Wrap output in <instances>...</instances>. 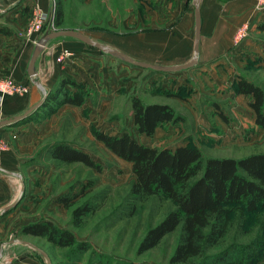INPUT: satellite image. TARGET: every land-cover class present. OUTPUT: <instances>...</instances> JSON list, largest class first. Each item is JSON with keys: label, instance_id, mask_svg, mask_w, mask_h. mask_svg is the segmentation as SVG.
<instances>
[{"label": "rangeland", "instance_id": "374dc122", "mask_svg": "<svg viewBox=\"0 0 264 264\" xmlns=\"http://www.w3.org/2000/svg\"><path fill=\"white\" fill-rule=\"evenodd\" d=\"M47 1L50 8L46 13L51 17L39 33L29 37L26 31L31 19L30 9L24 0L8 6L0 4V15L17 8L23 14L28 12L24 31L20 28L13 32L34 45L48 32L69 29L101 45L146 57L144 60L159 66L183 65L193 57L190 51L174 59H163L159 46H151V38L143 37L146 30L157 28L158 19L151 20L147 16V11L158 5L156 0ZM258 1L257 10L264 11V1L259 6ZM59 3L63 24L55 28ZM132 9L134 14L137 11L138 18L129 14ZM1 23L2 20L0 28L10 29ZM152 25L155 26L150 28ZM256 29L245 28L238 33L235 46L219 59V63L215 60L198 62L192 69L168 74L132 67L86 44L96 55L94 58L101 61L96 71L100 77L96 85L89 70L79 78L63 77L84 85L86 101L80 107H60L48 117L39 115L43 112L39 108L30 116L34 121H21L27 126L0 127V179L11 181L15 191L14 198L6 205L15 207L0 215V221L21 209L19 218L16 216L6 224L5 241L26 242V245H17L21 250H17L16 258L32 256L47 264L44 253L52 264H75L78 256L79 264H95L99 260L104 264H170L179 228L155 248L143 254L137 252L145 232L171 209L170 203L155 198L132 201L128 196L134 179L131 165L111 153L95 138L94 132L110 136L127 133L138 143L157 149L192 146L200 151L203 160H237L264 153V130L254 122L255 114L249 106L251 97L234 92L238 77L264 92V33ZM60 39L67 38L56 40ZM9 44L8 40H3L0 47L5 49ZM64 55L70 56L69 53ZM133 98L145 105H167L180 121L162 125L150 138L140 136L132 120ZM59 143L86 153L94 167L52 158L51 147ZM61 198L69 201V208L60 202ZM82 206H87L89 212L77 222L73 220L72 211ZM38 221H50L57 228L69 231L89 250L80 255L75 250L53 246L44 239L20 234V225ZM248 222V233L237 232L233 226L226 239L207 255L220 254L232 242L254 245L252 249L259 243L256 253L263 256L258 264H264V209L249 217Z\"/></svg>", "mask_w": 264, "mask_h": 264}, {"label": "trees", "instance_id": "16d2710c", "mask_svg": "<svg viewBox=\"0 0 264 264\" xmlns=\"http://www.w3.org/2000/svg\"><path fill=\"white\" fill-rule=\"evenodd\" d=\"M62 24L63 13L59 3L54 27L59 28ZM257 30L264 32V21ZM10 34L8 29L0 28V35ZM85 92L84 85L68 78L59 80L41 106L44 115L51 116L64 105L80 107L86 101ZM234 92L251 97L249 106L255 114L254 122L264 130L263 90L238 77ZM131 109L138 134L148 138L162 125L180 121V117L167 105H145L140 99L133 98ZM25 120L31 121L30 116ZM94 136L111 153L131 165L134 179L128 196L132 201L155 198L171 205L162 219L145 232L137 247L138 254L155 248L164 237L179 228L170 264H258L261 261L263 254L259 256L256 253L259 243L252 249L254 245L232 242L218 255L208 256L207 252L225 240L233 226L237 232L248 233V218L264 209V153L237 160H203L200 151L192 146L157 149L138 143L127 133L110 136L94 132ZM50 153L52 158L63 163L80 162L94 167L86 153L66 144L53 145ZM60 202L69 208V201L61 198ZM88 212L87 206L74 209L73 220H80ZM19 232L44 239L59 248L75 250L80 255L89 250L85 243H78L72 233L57 228L50 221L29 223ZM79 262L78 256L74 263ZM95 264L104 263L99 260Z\"/></svg>", "mask_w": 264, "mask_h": 264}, {"label": "crops", "instance_id": "0c3cea01", "mask_svg": "<svg viewBox=\"0 0 264 264\" xmlns=\"http://www.w3.org/2000/svg\"><path fill=\"white\" fill-rule=\"evenodd\" d=\"M18 1L19 0H0V4L2 6L3 4L5 6L14 5ZM145 1L148 2L151 0ZM156 1L158 5H156L154 9L147 11V16H149L151 20L158 19L159 22H156L157 28L151 29L149 32L146 30L143 37L151 38V40H149L151 46H159V51L163 52V59H174V57L180 56V53L186 55L188 52L193 51L195 40V10L193 0ZM257 1L258 0L200 1L199 63H207L212 60L219 63V59L235 46L236 36L241 29L251 28L252 30L255 27L257 28V23L264 20V11H258L256 8ZM38 6L44 12L48 11L50 8L47 0H39ZM126 10L128 11V9ZM131 13L138 18V14H136L137 11H135L134 14L132 9L129 14ZM27 14L28 12L23 14L20 9L17 8L4 16L0 15V20L3 22L1 24L8 26V28L12 30L10 35H2V37H0L2 38L0 42L3 40H8L10 42L5 49H1L0 47V77L8 76L14 81L27 86L26 93L6 97L3 100L0 105V119L3 120L8 118L12 119L13 117L23 114L27 109L37 104L43 97L42 91L31 83L27 75V66L34 44L32 41L27 40L26 37H18L13 32V29H23L28 17ZM145 18L147 19L146 16ZM154 26L155 25H152L150 28ZM256 31L260 33L257 29ZM86 46V44L71 38L54 40L45 45L35 64V79L43 87L46 94L52 90L63 77L72 76L74 78H79L80 75L84 72L86 73L88 70L92 72L90 77H92L93 84L96 85L98 78H100L98 76L99 73L96 74V71L101 67L99 64L101 61L100 59L94 58L96 55L91 53ZM251 47L252 45H250L248 49H251ZM109 48L117 50L137 61L152 64L144 60L146 57L134 56L126 51L123 52L119 50L120 48ZM65 53H69L70 56L65 57ZM60 58L63 60L59 61ZM65 106L73 107L71 105H64L62 107L64 108ZM44 114V112L39 113V115ZM20 126H27V124L21 123L13 128ZM14 196L15 191L13 185L11 186V181L4 180L3 178L0 179V212ZM20 210L19 208L16 209L13 213L0 221V264H42L40 260L32 256L20 259L16 258L17 250L20 249L17 245L19 243L26 245V242L5 241V226L12 222L16 216H18L16 217L17 219L19 218L21 215ZM22 226L23 225H20V228ZM15 259L17 262L13 263Z\"/></svg>", "mask_w": 264, "mask_h": 264}, {"label": "water", "instance_id": "95a60500", "mask_svg": "<svg viewBox=\"0 0 264 264\" xmlns=\"http://www.w3.org/2000/svg\"><path fill=\"white\" fill-rule=\"evenodd\" d=\"M200 1L201 0H193V6H194V10H195V40H194V45H193V57L190 59V61H188L187 63H185L183 65L159 66V65H154V64H149V63L137 61V60H135V59H133V58L117 51V50H113V49H111L105 45H101L99 43H96L93 40H91L90 38L81 34L80 32L74 31V30L58 29V30H54L52 32H48V33L44 34L40 38V40L34 45L33 51L31 53V56H30V59L28 62V66H27V75H28L31 83L42 91L43 97L37 104H35L34 106L27 109L23 114L18 115L16 117H13L12 119H5V120L0 121V127H11L15 124H20L21 121H23L24 119L31 116L33 113H35L43 105L45 97H46V92L43 89V87L40 85V83L35 79L36 78L35 64H36V61H37L39 55L43 51L45 45L48 42L59 39V38H71V39L78 40L84 44L95 47L104 53H107L112 58L117 59V60H119V61H121L127 65H130L132 67H136L139 69H143V70H151V71L156 72V73H167V74L168 73H177L180 71L189 70V69L194 68L198 63V54H199V42H200L199 3H200ZM14 207H15V205H11V206L6 207L0 213V215L5 214L8 210H10L11 208H14ZM42 255L45 256V258L47 260V264H52L50 259L44 253H42ZM0 258H1V255H0Z\"/></svg>", "mask_w": 264, "mask_h": 264}, {"label": "built area", "instance_id": "2783aa9c", "mask_svg": "<svg viewBox=\"0 0 264 264\" xmlns=\"http://www.w3.org/2000/svg\"><path fill=\"white\" fill-rule=\"evenodd\" d=\"M24 1L28 4L27 7L30 9L29 14L31 19L30 24L28 25V29L26 31V34L29 37L35 33H39L43 29V27H45L51 15L40 9V7L38 6L39 0ZM262 1L264 0L258 1V6L262 3ZM243 31H245V28L241 29L239 31V34H241ZM26 92L27 86H25L24 84L16 82L8 76L0 77V105L2 104L6 96L21 95Z\"/></svg>", "mask_w": 264, "mask_h": 264}]
</instances>
